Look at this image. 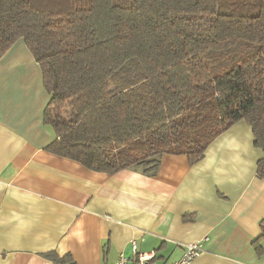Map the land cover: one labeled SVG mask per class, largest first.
Instances as JSON below:
<instances>
[{"label":"trees","instance_id":"trees-1","mask_svg":"<svg viewBox=\"0 0 264 264\" xmlns=\"http://www.w3.org/2000/svg\"><path fill=\"white\" fill-rule=\"evenodd\" d=\"M20 38L51 97L53 154L154 176L240 120L264 152V0H0V59ZM253 245L264 253V221Z\"/></svg>","mask_w":264,"mask_h":264},{"label":"crops","instance_id":"crops-1","mask_svg":"<svg viewBox=\"0 0 264 264\" xmlns=\"http://www.w3.org/2000/svg\"><path fill=\"white\" fill-rule=\"evenodd\" d=\"M39 63L23 38L0 59V264H113L156 253L172 264L186 244L208 238L192 264H264L253 242L264 221V152L251 125L236 122L204 157L165 153L147 176L88 169L53 154L50 102ZM136 247V248H135Z\"/></svg>","mask_w":264,"mask_h":264},{"label":"built area","instance_id":"built-area-1","mask_svg":"<svg viewBox=\"0 0 264 264\" xmlns=\"http://www.w3.org/2000/svg\"><path fill=\"white\" fill-rule=\"evenodd\" d=\"M207 241L208 238H204L184 245L182 257L172 264H192L204 252V245ZM113 264H157L156 253L152 251L137 254L135 252V255L131 258L121 255Z\"/></svg>","mask_w":264,"mask_h":264}]
</instances>
